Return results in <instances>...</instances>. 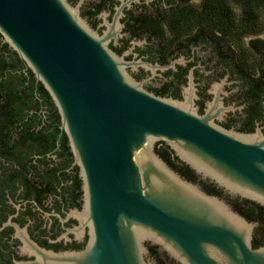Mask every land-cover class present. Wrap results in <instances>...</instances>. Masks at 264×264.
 Segmentation results:
<instances>
[{
    "label": "water",
    "instance_id": "water-1",
    "mask_svg": "<svg viewBox=\"0 0 264 264\" xmlns=\"http://www.w3.org/2000/svg\"><path fill=\"white\" fill-rule=\"evenodd\" d=\"M0 35L53 100L82 180L75 212L87 241L53 251L16 230L30 260L15 264H264L258 221L206 193L156 152L163 141L190 169L264 208V134L225 129L193 104L147 91L130 65L66 0H0ZM168 264V263H167Z\"/></svg>",
    "mask_w": 264,
    "mask_h": 264
},
{
    "label": "flooded vegetation",
    "instance_id": "flooded-vegetation-1",
    "mask_svg": "<svg viewBox=\"0 0 264 264\" xmlns=\"http://www.w3.org/2000/svg\"><path fill=\"white\" fill-rule=\"evenodd\" d=\"M66 1L107 37L108 47L130 63L128 72L147 91L183 100L191 87L199 114L225 129L252 133L259 128L264 134V32L237 35L243 20L237 0ZM4 44L0 35V48ZM7 46L0 52L5 60L0 66V264H15L33 257L22 252L13 225L53 251L79 250L88 235L87 228L83 234L74 230L79 226L75 212L83 204L82 180L58 110ZM161 142L156 152L164 150ZM169 152L185 172L168 165L184 178L241 214L240 207L246 219L264 218L263 208L228 194ZM149 248L157 264L161 259L176 264L155 246Z\"/></svg>",
    "mask_w": 264,
    "mask_h": 264
},
{
    "label": "trees",
    "instance_id": "trees-1",
    "mask_svg": "<svg viewBox=\"0 0 264 264\" xmlns=\"http://www.w3.org/2000/svg\"><path fill=\"white\" fill-rule=\"evenodd\" d=\"M237 3H240L241 6V15L243 16V20L240 19L237 25V35H242L246 33H256V32H264V0H237ZM7 43L5 42L4 46L0 48V52L3 48L7 49ZM13 50V49H12ZM5 64V60L3 58V53H0V66ZM163 145V151L158 150V154L162 156L170 165H173L175 169L179 172H185L183 168L178 165H175L170 160V152L169 146L164 147V142H161ZM253 205H257L254 202H250ZM261 209L263 207L257 205ZM240 212L245 213L240 207L237 208ZM264 209V208H263ZM241 213V214H242ZM264 244V218L260 220L259 226L255 231L253 238V246H258ZM152 250V249H151ZM156 254V252H154ZM161 259V258H160ZM164 260H160V264H164Z\"/></svg>",
    "mask_w": 264,
    "mask_h": 264
}]
</instances>
